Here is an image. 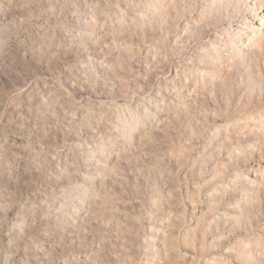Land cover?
Wrapping results in <instances>:
<instances>
[{
	"label": "rangeland",
	"instance_id": "obj_1",
	"mask_svg": "<svg viewBox=\"0 0 264 264\" xmlns=\"http://www.w3.org/2000/svg\"><path fill=\"white\" fill-rule=\"evenodd\" d=\"M0 264H264V0H0Z\"/></svg>",
	"mask_w": 264,
	"mask_h": 264
}]
</instances>
